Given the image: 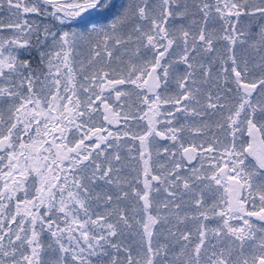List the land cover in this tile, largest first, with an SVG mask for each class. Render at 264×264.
I'll return each instance as SVG.
<instances>
[{"label":"snow or ice","instance_id":"obj_1","mask_svg":"<svg viewBox=\"0 0 264 264\" xmlns=\"http://www.w3.org/2000/svg\"><path fill=\"white\" fill-rule=\"evenodd\" d=\"M0 264H264V0H0Z\"/></svg>","mask_w":264,"mask_h":264}]
</instances>
